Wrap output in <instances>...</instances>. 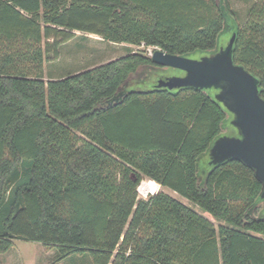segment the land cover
Returning <instances> with one entry per match:
<instances>
[{"label": "trees", "instance_id": "obj_1", "mask_svg": "<svg viewBox=\"0 0 264 264\" xmlns=\"http://www.w3.org/2000/svg\"><path fill=\"white\" fill-rule=\"evenodd\" d=\"M228 21L264 98V0L242 23L228 0H0V254L24 239L55 249L49 264H264L253 169L231 159L198 175L228 117L208 91L124 92L161 68L133 50L43 79L76 30L188 55L213 51ZM144 178L193 206L138 198Z\"/></svg>", "mask_w": 264, "mask_h": 264}, {"label": "water", "instance_id": "obj_2", "mask_svg": "<svg viewBox=\"0 0 264 264\" xmlns=\"http://www.w3.org/2000/svg\"><path fill=\"white\" fill-rule=\"evenodd\" d=\"M224 35L219 34L213 51L180 55L156 48L151 59L161 66L158 69L171 68L176 73L160 77L150 90L208 91L227 112L225 126L230 130L215 137L204 152L210 169L231 159L242 161L261 182L259 197L264 201V98L258 78L233 59L236 31L226 41Z\"/></svg>", "mask_w": 264, "mask_h": 264}, {"label": "rangeland", "instance_id": "obj_3", "mask_svg": "<svg viewBox=\"0 0 264 264\" xmlns=\"http://www.w3.org/2000/svg\"><path fill=\"white\" fill-rule=\"evenodd\" d=\"M255 0H228L230 8L235 11L238 22L242 23L247 14L248 8ZM228 24V26H227ZM235 24L233 21H228L223 30L224 39L227 40L234 30ZM74 37L66 41L59 47L58 56L54 59L46 61V70L54 68L58 76L90 69L99 64L105 63L117 57L126 54L129 50L144 51L148 55L156 48L154 46H145L144 44H130L125 42H111L103 39L100 35L79 31L74 32ZM224 41V42H225ZM176 73L171 68H162L147 70L138 77L128 80L124 85V92L127 91H146L152 89L153 83L162 76L172 75ZM224 131L230 132L229 128L225 126ZM204 153L198 157V175L201 179H205L210 171L207 158ZM147 179V178H144ZM159 191H164L175 197L182 203L193 206V204L185 197L177 192L164 186H160ZM264 202V201H263ZM195 209L209 218L216 226L220 221L213 218L207 212H203L199 207ZM264 213V207L263 211ZM55 256V249L46 247L40 242L27 241L24 239H14L12 246L4 253L0 254V264H49L53 261ZM61 264V263H58Z\"/></svg>", "mask_w": 264, "mask_h": 264}, {"label": "built area", "instance_id": "obj_4", "mask_svg": "<svg viewBox=\"0 0 264 264\" xmlns=\"http://www.w3.org/2000/svg\"><path fill=\"white\" fill-rule=\"evenodd\" d=\"M151 54L152 53H150V56ZM152 184H156V187L153 189H151ZM160 186L161 185L158 182L150 178L141 180L136 189L138 198L146 199L150 195L156 194L159 191Z\"/></svg>", "mask_w": 264, "mask_h": 264}, {"label": "crops", "instance_id": "obj_5", "mask_svg": "<svg viewBox=\"0 0 264 264\" xmlns=\"http://www.w3.org/2000/svg\"><path fill=\"white\" fill-rule=\"evenodd\" d=\"M46 63V61H44L43 63V79L47 81L49 79L58 78L59 76L55 73L54 68L51 67V70L48 73V71L46 70Z\"/></svg>", "mask_w": 264, "mask_h": 264}, {"label": "bare ground", "instance_id": "obj_6", "mask_svg": "<svg viewBox=\"0 0 264 264\" xmlns=\"http://www.w3.org/2000/svg\"><path fill=\"white\" fill-rule=\"evenodd\" d=\"M155 187H156V184H155V185H153V184L151 185V189H153V188H155Z\"/></svg>", "mask_w": 264, "mask_h": 264}]
</instances>
